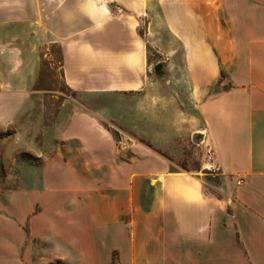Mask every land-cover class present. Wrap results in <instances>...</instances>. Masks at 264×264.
<instances>
[{"label": "crops", "instance_id": "crops-1", "mask_svg": "<svg viewBox=\"0 0 264 264\" xmlns=\"http://www.w3.org/2000/svg\"><path fill=\"white\" fill-rule=\"evenodd\" d=\"M128 14L133 29L148 17L149 46L165 67L152 80L150 119L157 125L165 107L168 123L202 135L195 168L170 171L153 160L148 182L104 180L97 225L91 196L84 213L62 185L23 193L22 205L43 207L28 218L14 215L0 231V264H99L92 233L101 226L103 237L112 236L106 264H264V0H0V72L8 66L12 78L26 77L34 69L30 45L54 43L69 88L87 90L83 76L119 75L107 71L109 62L122 63L125 75L132 57L135 79L90 90H141L143 44L122 48L116 59L100 56L92 46L111 38L87 32L115 28ZM163 87L166 106L157 99ZM203 173L221 180L210 185L219 197L206 192ZM34 238L39 250L29 244Z\"/></svg>", "mask_w": 264, "mask_h": 264}, {"label": "rangeland", "instance_id": "rangeland-1", "mask_svg": "<svg viewBox=\"0 0 264 264\" xmlns=\"http://www.w3.org/2000/svg\"><path fill=\"white\" fill-rule=\"evenodd\" d=\"M133 16H126L125 25L119 23L115 28H105L97 24L87 32L111 38L106 44L92 46L100 56L116 59L122 56V48L143 44L148 69L146 76H142L141 90H90L94 85L96 89H106L108 84L119 85L124 80H132L134 77L129 75L132 57H126L125 75H121L122 63L109 62L111 68L107 71L119 75L83 76L85 85L94 84L89 83L87 90L69 88L62 70V50L54 43L30 45L34 69L26 77L12 78L8 66L0 72V231L8 228L14 215L28 218L41 212L43 206L37 201L21 204L19 199L23 193L42 194L53 190L54 185H62L63 191L72 192L73 201L77 198L75 203L80 202L78 208L84 213L89 210L84 202L91 196L95 203L90 212L97 225L101 208L98 198L102 196L100 188L104 180L120 175L126 182H148L153 160L168 163L170 171L195 168L197 151L193 148L202 135L192 134L185 127L179 129L171 118L168 123L165 107L158 110L162 112L159 124L150 119L152 80H161L153 73L151 64L161 57L149 46L148 17L141 16L133 29ZM83 59L88 61L86 57ZM175 96L181 100V94ZM157 99L166 106L164 87ZM7 103L11 106L5 110ZM184 111L188 108L178 112ZM201 177L206 192L219 197L220 192L210 185L218 186L221 180L204 173ZM113 209L115 212L116 206ZM20 227L29 237L28 224ZM105 227L94 228L92 233L99 264H106L107 249L112 243V236L102 235ZM29 244L33 250L41 246L35 238L30 239Z\"/></svg>", "mask_w": 264, "mask_h": 264}, {"label": "trees", "instance_id": "trees-1", "mask_svg": "<svg viewBox=\"0 0 264 264\" xmlns=\"http://www.w3.org/2000/svg\"><path fill=\"white\" fill-rule=\"evenodd\" d=\"M153 73L158 76V77H164L165 76V69H164V64L163 63H160V62H157L153 65Z\"/></svg>", "mask_w": 264, "mask_h": 264}]
</instances>
